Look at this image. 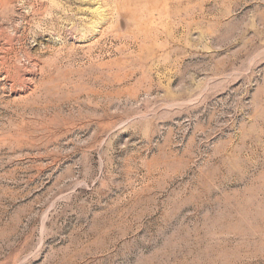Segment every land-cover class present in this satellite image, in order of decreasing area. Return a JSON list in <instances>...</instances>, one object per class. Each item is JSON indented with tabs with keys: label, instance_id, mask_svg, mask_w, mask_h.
Segmentation results:
<instances>
[{
	"label": "rangeland",
	"instance_id": "obj_1",
	"mask_svg": "<svg viewBox=\"0 0 264 264\" xmlns=\"http://www.w3.org/2000/svg\"><path fill=\"white\" fill-rule=\"evenodd\" d=\"M0 264H264V0H0Z\"/></svg>",
	"mask_w": 264,
	"mask_h": 264
},
{
	"label": "bare ground",
	"instance_id": "obj_2",
	"mask_svg": "<svg viewBox=\"0 0 264 264\" xmlns=\"http://www.w3.org/2000/svg\"><path fill=\"white\" fill-rule=\"evenodd\" d=\"M97 9L99 10L100 8L98 7ZM101 11H102V10H101ZM98 14H99V15H102V12H98ZM103 14H104V13H103ZM100 17H101V16H100ZM98 18H99V17H98ZM102 18H104V16H103ZM102 20H103V19H102ZM102 20H101V21H102ZM108 21H109V20H108Z\"/></svg>",
	"mask_w": 264,
	"mask_h": 264
}]
</instances>
